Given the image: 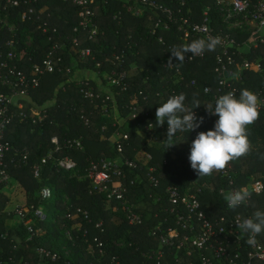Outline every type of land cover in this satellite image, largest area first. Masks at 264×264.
<instances>
[{
    "label": "trees",
    "instance_id": "trees-1",
    "mask_svg": "<svg viewBox=\"0 0 264 264\" xmlns=\"http://www.w3.org/2000/svg\"><path fill=\"white\" fill-rule=\"evenodd\" d=\"M18 1V6L8 9V17L18 28L14 35L19 41L17 49L21 50L22 57L12 64L24 71L28 78L31 65L39 62L52 44L65 41L69 45L71 39L77 36L82 47L93 49V56L81 58L70 50L60 51L58 54L62 59L56 63V71L42 76L24 99L15 100L12 104V118L4 134L5 141L11 145L5 164L10 177L24 192L18 204L23 207L24 220L29 221L35 235L31 236L26 226L19 222L14 208L6 209L9 199L2 192L5 184L1 183L0 264H37L36 249L39 247L59 255L56 261L48 264H107L110 252L120 257L121 264H147L142 253L149 247L158 246L149 232L158 225L163 231L175 226L164 192L171 185L178 187L181 193L199 190L197 198L205 214L212 219L223 215L227 207L226 196L220 194V190H227L228 179L215 171L211 176L198 177L187 164L193 131L177 132L171 141L173 145L168 147L167 122L160 126L155 117L156 109L170 96L183 93L187 107H194V99L201 103L193 110L198 117H204L203 124L197 129L205 132L211 129L213 116L206 112L204 104H214L220 96L217 93L218 77L214 73V56L220 48L217 46L214 51H205L202 58L182 64L172 58L174 65L171 66L168 61L172 48L188 44L200 36H190L184 41L177 25H173L170 31L151 34L149 30L153 26L154 14L134 17L119 1L108 0L106 5L98 3L95 18L103 34L90 40L86 31L78 35L73 33L79 22V7L72 0ZM208 5V26L216 32L226 31L220 11L211 0H187L181 12L191 22H202ZM30 8L34 12L31 19L20 20L19 12ZM42 23L56 29V34H44L37 26ZM25 33L32 38L29 46L23 42ZM230 34L241 45L248 38V34L237 31H230ZM14 35L0 26V52L5 53L6 41ZM49 35L50 43L47 42ZM158 36L163 38L164 44L158 42ZM101 48L103 50L99 51ZM113 53L124 54L123 63L116 64ZM235 58L237 63L243 60L249 63V67L241 71L233 68L239 77L236 83L239 91L248 89L264 98V46L246 53L239 52ZM4 61L3 54L0 63ZM75 68L83 73L98 72L99 83L88 81L93 92L98 94L97 99L91 101L83 96L82 90L87 86L78 83L79 79L73 75ZM112 69L128 72L124 91L108 83L105 74ZM4 72L0 68V76ZM207 87L210 88L208 92L205 91ZM0 92L10 94L8 88L1 85ZM107 94L113 98L103 103ZM18 102L22 104L20 109L17 108ZM33 110L44 118L39 121ZM150 124L152 128L149 132L147 128ZM247 128L250 152L226 166H229L237 188L250 181H264V110L260 112L259 119ZM117 134L127 135V140L122 141V153H118L115 147ZM52 137L58 139L57 150ZM74 139L80 140L81 150L70 149L66 145L67 140ZM25 153L27 160L24 162L22 156ZM143 153L151 155V160L144 165L137 164V168L133 169L124 164V159H142ZM47 154H52L54 160L41 166L39 175L35 177L33 167L39 165ZM64 157L75 162L73 169L62 170L56 166L55 162ZM100 159L115 161L125 175L124 182L129 188L127 204L140 215L141 225L131 226L124 220L125 210L120 202L109 201L105 194L93 192L92 183L86 178V168L89 161ZM150 167L155 169L153 175L159 182L157 188L148 180ZM43 188L51 191L47 200L40 199ZM37 206L44 210V221L34 217L33 209ZM78 208L86 214L77 213ZM257 210L264 211V192L253 195L244 211L253 216ZM68 212L72 217L70 220L66 218ZM14 220L18 221L16 225H12ZM99 221L103 223V233L95 228ZM66 228L75 243L72 247L75 258L71 260L60 251L61 235ZM96 236L105 242L108 254H98L92 241ZM260 236L264 238L263 233Z\"/></svg>",
    "mask_w": 264,
    "mask_h": 264
},
{
    "label": "built area",
    "instance_id": "built-area-1",
    "mask_svg": "<svg viewBox=\"0 0 264 264\" xmlns=\"http://www.w3.org/2000/svg\"><path fill=\"white\" fill-rule=\"evenodd\" d=\"M37 3L39 0H30L29 2ZM66 2L67 0H62ZM119 1L123 8L134 17H143L145 14H154L153 26L149 30L151 34L157 31H170L173 25L178 26V31L182 32V39L186 41L190 36H200V38H207L208 36H220L222 44L218 47L220 51L214 56V73L218 77L217 93L226 94L229 91H234L236 96L239 97L240 92L236 86L239 81L238 75L234 72L233 68L237 71L247 69L249 63L243 60L242 63L236 62V56L239 52L246 53L251 49H257L259 46H264V0H211L212 4L220 11V16L225 26L226 31H214L208 26L207 11L210 10L208 5L204 10V20L202 22H191L187 17L182 15L181 10L187 5V0H116ZM173 1V2H172ZM73 4L79 7L78 24L73 28V33L79 34L86 31L88 39H96L99 35L103 34L97 25L95 18L99 10L98 3L106 5L108 0H72ZM24 3H27L24 2ZM18 0H0V26L6 28L12 35L16 34L18 30L16 25L10 22L8 17L9 8L18 6ZM176 7L173 8V5ZM33 9L28 11L19 12L20 20H30ZM44 34H56V29H51L46 23L37 25ZM228 31V32H227ZM230 31H237V33L248 34V38L239 44L235 37L230 34ZM160 44H164L161 36L157 37ZM47 42H51V36L47 37ZM19 41L16 36L6 41L5 53L0 52V58L4 54L6 62L0 63V68L5 72L0 76L1 87H6L10 91L9 95L0 92V184H6L10 179L7 171L5 159L7 153L11 150L9 142L5 141L4 134L7 126L9 125L12 115L10 110L15 100H22L28 95L30 88H35L38 85L39 79L46 75L52 74L56 71V63H60L62 57L59 52L72 51L78 54L81 58H92L93 49L91 47H82L78 41L77 36L71 39V42L52 44L48 51L44 54L42 59L31 65L30 77L28 78L24 71L19 69L17 65L12 63L19 62L22 57L21 50L17 49ZM27 45V44H26ZM68 45V49H67ZM29 46V45H28ZM246 48V51L243 50ZM101 48L99 51H102ZM205 53V52H204ZM202 55L191 56L186 54L185 62L193 61L204 56ZM189 57V58H188ZM112 58L116 64L123 63L124 54L113 53ZM8 61V62H7ZM172 66V65H171ZM178 67V66H177ZM178 72V70H176ZM98 73V72H94ZM128 72L117 71L112 69L110 73L105 74V77L110 85L117 86L120 90L126 89L125 78ZM89 79H81L78 83L87 86L83 89V96L89 100L98 98V94L93 92L89 85ZM206 92L210 88L205 89ZM261 101L264 98L257 94ZM113 97L107 94L103 100L107 102ZM17 108H22L21 102L17 103ZM264 110V105L261 106L259 112ZM33 115L40 121L44 118L36 110L32 111ZM135 115H132L134 118ZM218 116H213L214 128L215 121ZM87 120L85 124H87ZM152 125L148 126L150 132ZM210 129V130H211ZM104 130V128L102 129ZM201 132L199 129L194 130L193 140L196 138L197 133ZM118 135V134H117ZM150 135V133H149ZM151 138V137H150ZM127 140V135H118V140L115 142V147L118 153L123 152L122 141ZM52 143L58 149V139L52 137ZM66 145L70 149L81 150L82 145L80 140H67ZM143 158L137 161H129L124 159V164L130 168H137V164L144 165L151 160V155L143 153ZM23 161L27 160V153L22 156ZM54 160L52 154H47L41 159V163L33 167L34 176L39 175V169L47 162ZM56 166L62 170H70L75 167V162L68 158H59ZM190 165V161L187 162ZM229 166L225 170L218 171L221 176L228 179L227 190H220V194H229L241 189L247 190L251 193L245 204L233 209L226 207L225 213L212 219L209 218L201 208V203L195 193H181L178 187L168 186L165 188L167 203L169 204L168 212L174 215V227H168L163 231L161 225L155 227V230L149 232V236L156 239L158 242L157 247H149L146 252L142 253L147 264H264V238L260 235L255 237L257 243L249 245L247 243L248 234L243 233L236 227L238 219L250 218L252 216L245 213V209L249 206L251 197L255 194L264 192V181L254 180L247 182L245 185L235 187L233 178L230 175ZM154 168H149L148 180L154 188L159 186L158 179L153 175ZM217 172V171H215ZM86 178L92 183V190L96 194H105L109 201L115 200L120 202L124 207L125 217L124 220L131 226L142 224L140 215L136 214L127 204V194L129 192L128 186L125 184V175L118 167L115 161L100 159L99 161H89L86 168ZM133 182H130L132 185ZM40 199L47 200L51 196L49 188H43L40 191ZM227 205V201H226ZM166 211V210H165ZM77 213L86 214L85 211L78 208ZM167 212V211H166ZM14 213L19 217V222H22L31 236L35 235L34 228L29 225V221L24 220V210L20 205H16ZM34 217L38 221L45 220V213L41 206L34 207ZM66 218L70 220L72 217L68 212ZM166 222L167 219H164ZM95 228L99 229L100 233L104 232L103 223L98 222ZM264 234V233H263ZM95 244L98 254H108L106 251L105 242L98 236L92 239ZM114 245L119 244L113 242ZM109 252V250H108ZM38 263L48 264L54 262L59 258L56 252L47 250L46 248L39 247L36 249ZM107 264H121L120 257L110 252L107 257Z\"/></svg>",
    "mask_w": 264,
    "mask_h": 264
},
{
    "label": "clouds",
    "instance_id": "clouds-1",
    "mask_svg": "<svg viewBox=\"0 0 264 264\" xmlns=\"http://www.w3.org/2000/svg\"><path fill=\"white\" fill-rule=\"evenodd\" d=\"M222 42L220 36H208L173 47L168 65H174L172 58L182 64L186 54L190 53L191 57L202 55L205 51H214ZM185 100L186 95L183 93L173 95L156 109V123L163 126L165 121L167 122L168 147L173 145L171 141L177 132L194 131L204 122V117H198L193 111L201 106L199 100H193L192 108L185 105ZM204 105L210 116H218L219 119L215 121L213 129L198 132L191 143L188 160L198 177L211 176L214 171L225 170L230 161L250 152L251 142L247 126L259 119V109L264 105V101H261L256 93L242 89L238 98L234 91H229L216 98L214 104ZM250 195L251 193L244 189L230 192L225 197L227 206L235 209L245 204ZM236 227L248 234L249 245H255V237L264 233V211L257 210L250 218L238 219Z\"/></svg>",
    "mask_w": 264,
    "mask_h": 264
},
{
    "label": "rangeland",
    "instance_id": "rangeland-1",
    "mask_svg": "<svg viewBox=\"0 0 264 264\" xmlns=\"http://www.w3.org/2000/svg\"><path fill=\"white\" fill-rule=\"evenodd\" d=\"M23 42L27 45H30L32 43V38L29 34H24L23 36ZM244 51H246V48H243ZM82 71L78 70L77 68H75L73 70V75L75 74L77 79L80 78H88L90 79L92 82H96L99 83L100 79L98 78V76L96 75V73H94L93 71H87L86 73L80 74ZM114 116L116 115V113H112ZM114 119H116V117H113ZM112 139V137H111ZM62 239L60 240V245H62V250H60L62 252V255H64L66 258H68L69 260L74 259L75 256L73 255V251H72V247L75 246V243L73 241V237L70 234V231L66 228L63 230L62 232Z\"/></svg>",
    "mask_w": 264,
    "mask_h": 264
},
{
    "label": "crops",
    "instance_id": "crops-1",
    "mask_svg": "<svg viewBox=\"0 0 264 264\" xmlns=\"http://www.w3.org/2000/svg\"><path fill=\"white\" fill-rule=\"evenodd\" d=\"M80 74H83V72H81ZM81 79L84 78L82 77L79 80ZM2 192L6 194L9 199L6 207L7 210L15 208L16 205H19V201H21L24 197V192L18 187L17 182L12 177H10L8 182L4 185ZM12 223V225H16L18 221L14 220Z\"/></svg>",
    "mask_w": 264,
    "mask_h": 264
}]
</instances>
